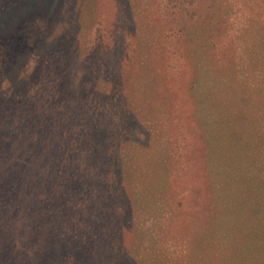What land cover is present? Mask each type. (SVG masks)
Instances as JSON below:
<instances>
[{
  "label": "rangeland",
  "instance_id": "374dc122",
  "mask_svg": "<svg viewBox=\"0 0 264 264\" xmlns=\"http://www.w3.org/2000/svg\"><path fill=\"white\" fill-rule=\"evenodd\" d=\"M5 5V53H33L23 24L41 30L36 19L48 17L43 57L73 51L74 80L87 79L97 27L101 36L121 23L131 31L134 63L121 61L120 46L105 45L116 51L107 53L114 66L133 72V130L122 142V170L136 223L124 228L126 258L114 242L98 264H149L153 256L156 264H223V255L238 253L231 228L238 227L234 238H251V216L263 213L258 189L248 196L253 211L234 203L246 201L250 184H264V0H0ZM108 64L97 63L102 71ZM109 79L100 82L105 94L115 85ZM217 230L225 250L216 246Z\"/></svg>",
  "mask_w": 264,
  "mask_h": 264
},
{
  "label": "trees",
  "instance_id": "16d2710c",
  "mask_svg": "<svg viewBox=\"0 0 264 264\" xmlns=\"http://www.w3.org/2000/svg\"><path fill=\"white\" fill-rule=\"evenodd\" d=\"M9 8L0 6V18L9 15ZM48 19H36L42 31L29 21L23 24L21 34L34 43L33 53L30 47L19 53L10 47L5 53L7 49L0 47V264H98L114 242L123 259L129 251L123 247L131 240H125L129 230L124 228L136 223L122 170L127 148L122 142L129 143L133 130V72L114 66L107 53L115 55L110 49L120 46L121 61L134 63L131 31L120 28L121 23L106 27L101 36V26L97 27L90 48L94 54L84 68L87 79L74 80L73 51L57 60L56 48L43 57L49 51L40 48L50 34ZM103 60L113 67L102 71L97 63ZM109 77L115 85L105 94L100 82ZM249 188L246 201L239 199L234 205L253 211L248 196L258 189L263 193L258 209L264 213V184ZM263 213L251 216V238H234L238 227L231 228L230 241L240 246L238 253L223 255V264H243L246 255V264H264V221L257 217L264 219ZM218 230L216 246L225 250ZM228 232L229 228L225 241ZM140 253L136 252L142 258ZM148 260L156 264L160 259Z\"/></svg>",
  "mask_w": 264,
  "mask_h": 264
}]
</instances>
